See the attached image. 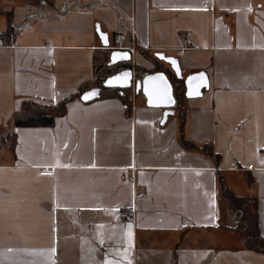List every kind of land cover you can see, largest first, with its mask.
I'll list each match as a JSON object with an SVG mask.
<instances>
[{"label": "crops", "instance_id": "crops-1", "mask_svg": "<svg viewBox=\"0 0 264 264\" xmlns=\"http://www.w3.org/2000/svg\"><path fill=\"white\" fill-rule=\"evenodd\" d=\"M96 24L109 43L134 30L143 71L147 51L206 72L208 89L183 102L185 133L217 161L182 144L178 109L161 124L141 93L101 90L50 126L12 125L26 101L95 87L110 53ZM219 176L256 197L264 236V0H0V264H264Z\"/></svg>", "mask_w": 264, "mask_h": 264}, {"label": "trees", "instance_id": "trees-1", "mask_svg": "<svg viewBox=\"0 0 264 264\" xmlns=\"http://www.w3.org/2000/svg\"><path fill=\"white\" fill-rule=\"evenodd\" d=\"M143 53L149 57L152 61V68L149 72L164 71L162 66L163 62L155 56H149L147 51ZM124 67V65L122 64ZM138 69H142L136 66ZM115 72V71H114ZM112 73V72H111ZM109 73V74H111ZM97 68L95 70V78L93 80V86L101 87V90H105L109 93H114V95L119 96L124 101L125 90L126 89H104L102 87V81L106 77L96 76ZM108 75V73H107ZM179 82V80L175 79ZM181 83V82H179ZM89 88V85H84L80 87L77 91L72 93L70 96L65 97L52 105L37 104L34 102L26 101L23 103L22 108L16 112L12 118V125L14 127L20 126H50L54 123V120L58 116H62L66 111V102L69 99L80 97V95ZM183 90V86L180 87ZM176 104L174 108H181L183 99L176 95L174 91ZM184 110H178L179 116V127L178 134L180 141L187 147L194 148L198 151H202L204 154L210 155L215 161L218 160L219 156L214 155L213 149L208 144H197L186 137L185 125H186V115L183 112ZM221 188L219 190V197L226 201L229 211L235 216L237 224L234 227V230L242 238L244 245L250 249L260 251L264 253V236L261 235L258 225V210H257V199L255 196L248 195H236L230 188H228L223 181L222 177L219 176ZM248 182H251V178H248Z\"/></svg>", "mask_w": 264, "mask_h": 264}, {"label": "water", "instance_id": "water-1", "mask_svg": "<svg viewBox=\"0 0 264 264\" xmlns=\"http://www.w3.org/2000/svg\"><path fill=\"white\" fill-rule=\"evenodd\" d=\"M96 33L100 38L101 44L104 47H107L109 44L108 36L105 32H103L100 28L99 24L95 25ZM114 54H119L120 56H127V59H114ZM155 57L159 60L163 61L165 64L169 65L171 71L173 72V77H169L168 74L164 71L157 72H148L142 78H136L134 84L132 83V70L130 61L132 59L131 54L126 50H111L109 53V59L107 62L108 66H114L118 64H123L124 67L120 70L107 75L102 81V87L104 89H134L135 93H141L144 98L147 106L151 107H161L164 108L161 124H163L168 116L174 113V106L176 104V99L174 95L175 88V79L182 82L184 89L185 98H195L202 95L203 90H207L209 87L208 84V76L205 71L200 70L197 72H192L187 75H183L182 71L179 67V63L173 56H167L162 52H156ZM163 57V58H162ZM175 61V64L172 63ZM126 66V67H125ZM124 73H128L129 76L126 80H122L120 82H115L112 85H109L107 81L117 76H121ZM203 74V76H201ZM158 75H162L165 79L164 82L158 80H149V77H155ZM147 89V91H146ZM95 91L97 94L90 96L89 99L85 100L83 97L86 94ZM101 92V87H91L85 90L81 95L80 99L83 102H89L99 97ZM189 92L192 95H189ZM196 93H199L198 95ZM170 97V102L168 98ZM151 99V103L149 102Z\"/></svg>", "mask_w": 264, "mask_h": 264}, {"label": "built area", "instance_id": "built-area-1", "mask_svg": "<svg viewBox=\"0 0 264 264\" xmlns=\"http://www.w3.org/2000/svg\"><path fill=\"white\" fill-rule=\"evenodd\" d=\"M138 47V43L136 41V34L135 31L132 29H129V31L127 33H118L115 34L114 37L112 38V41H110L109 45L107 46V48L109 49V51L111 50H126L131 54V57L133 56V54L136 52ZM131 70H132V83L134 84V81L136 78H142L143 76H145L146 74H148L147 71H143L138 69L132 61L131 64ZM52 170H44L41 172V174L44 175H51L52 174ZM123 220H130L132 219L131 216L128 215H124L122 216Z\"/></svg>", "mask_w": 264, "mask_h": 264}, {"label": "rangeland", "instance_id": "rangeland-1", "mask_svg": "<svg viewBox=\"0 0 264 264\" xmlns=\"http://www.w3.org/2000/svg\"><path fill=\"white\" fill-rule=\"evenodd\" d=\"M135 56L136 55H134V58H135ZM137 57V56H136ZM107 62H108V60L106 61V63H104V64H102L101 66H98L97 67V75L96 76H103V75H105V76H107V73H108V75H110L109 73H114V71L116 72V70L122 65H120V64H118V65H114V66H108L107 65ZM163 65V67H164V69H166L165 70V72L168 74V76L169 77H173V72L171 71V69H170V67H169V65H167V64H165V63H162ZM151 68H152V66H151ZM111 73V74H112ZM181 85H182V82L181 83H179L178 81H175V88H174V91H175V93H176V95L179 97H181L182 99H183V101H182V104H181V108L179 109V108H176V109H178V110H183L184 109V105H183V102H184V100H185V96H184V89L183 90H181L180 89V87H181ZM183 86V85H182ZM103 92H107V91H105V90H102ZM125 94H124V97H125V100H130L131 99V97L135 94V92H134V89H126L125 91ZM223 200V199H222ZM225 201V200H224ZM226 202V201H225ZM228 207V206H227ZM229 210V209H228ZM231 213V212H230ZM232 214V213H231ZM233 215V214H232ZM233 217H234V219H235V226H236V224H237V221H236V218H235V216L233 215Z\"/></svg>", "mask_w": 264, "mask_h": 264}, {"label": "snow or ice", "instance_id": "snow-or-ice-1", "mask_svg": "<svg viewBox=\"0 0 264 264\" xmlns=\"http://www.w3.org/2000/svg\"><path fill=\"white\" fill-rule=\"evenodd\" d=\"M163 58V57H162ZM114 59H127V56L125 55V56H120L119 54H114ZM172 63L173 64H175V61H172ZM128 76H129V74L128 73H124V74H122L121 76H117V77H114V78H112V79H109L108 81H107V83L109 84V85H112L113 83H115V82H120V81H122V80H126L127 78H128ZM201 76H203V74H201ZM149 80H158V81H161V82H164V77L162 76V75H158V76H155V77H149L148 78ZM146 91H147V89H146ZM97 93L95 92V91H93V92H91V93H89V94H86L84 97H83V99H85V100H87V99H89L90 98V96H93V95H96ZM197 95L199 94V93H196ZM189 95H192V93L191 92H189ZM168 100H169V102H170V97L168 98ZM150 103L152 102L151 101V99H150V101H149ZM93 167L95 166V165H92ZM129 228H131V226H129ZM55 251V249H53V252Z\"/></svg>", "mask_w": 264, "mask_h": 264}]
</instances>
